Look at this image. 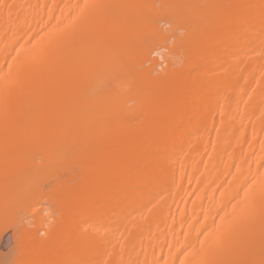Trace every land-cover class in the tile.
Wrapping results in <instances>:
<instances>
[{"label": "bare ground", "instance_id": "6f19581e", "mask_svg": "<svg viewBox=\"0 0 264 264\" xmlns=\"http://www.w3.org/2000/svg\"><path fill=\"white\" fill-rule=\"evenodd\" d=\"M0 264H264V0H0Z\"/></svg>", "mask_w": 264, "mask_h": 264}, {"label": "rangeland", "instance_id": "374dc122", "mask_svg": "<svg viewBox=\"0 0 264 264\" xmlns=\"http://www.w3.org/2000/svg\"><path fill=\"white\" fill-rule=\"evenodd\" d=\"M164 24H165V23H163V26H164ZM164 27H166V25H165ZM166 29H167V27H166Z\"/></svg>", "mask_w": 264, "mask_h": 264}]
</instances>
